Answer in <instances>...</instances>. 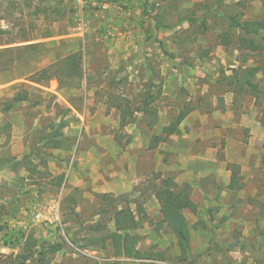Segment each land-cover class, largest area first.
<instances>
[{
    "label": "rangeland",
    "instance_id": "374dc122",
    "mask_svg": "<svg viewBox=\"0 0 264 264\" xmlns=\"http://www.w3.org/2000/svg\"><path fill=\"white\" fill-rule=\"evenodd\" d=\"M240 14L264 35V0H0V66L12 64L0 72V252L33 236L60 249L51 264H264V51L238 49L228 18ZM76 52L81 78L27 81ZM249 68L259 95L228 79ZM23 90L29 100L3 113ZM228 158L241 161L234 187ZM159 177L197 206L184 211L185 261L153 194ZM126 207L147 259L116 257L110 241L84 247Z\"/></svg>",
    "mask_w": 264,
    "mask_h": 264
},
{
    "label": "trees",
    "instance_id": "16d2710c",
    "mask_svg": "<svg viewBox=\"0 0 264 264\" xmlns=\"http://www.w3.org/2000/svg\"><path fill=\"white\" fill-rule=\"evenodd\" d=\"M47 10H49V12L51 11V13L56 12V9L51 8V5L48 6ZM47 10L37 8L35 13H47ZM241 17L242 15L240 14L228 18L230 28L235 29L240 34L238 49L240 51H249L251 54L258 53L262 50L264 51V35L261 34L263 23L259 20L252 19L242 20ZM0 19L4 20V18ZM7 33V31L0 29V36ZM48 35L46 37H49ZM227 38L229 39L228 35L225 39L227 40ZM257 39H260V41ZM12 41L14 40H10L9 42ZM37 46H39V44H32L25 47L35 48ZM11 67L12 64H2L0 66V72H5L11 69ZM257 71L258 68H249L242 73L243 76L240 78L238 74L239 70L232 69V72L235 75L228 76V79L231 84L237 85L235 86V92L240 93L241 91H244L245 88H249L253 95L261 94L257 84L252 82V78L256 75ZM82 73V56L80 52H76L61 60H57L54 63L42 67L34 72L27 79V81L42 86L51 80H57L59 83H65L72 78H81ZM18 87H22V85L18 84ZM28 100V91H18L11 98V100L4 103L2 112H10L15 106ZM190 111L191 109L189 107H185L180 111L176 122L165 128V137L178 131V125L182 123ZM260 122L264 126V114L262 115ZM54 132L55 135L50 137L47 146L49 148L57 149L60 147L63 140L62 132L60 127H57ZM227 170L231 173V187L238 185L240 182L239 180L241 179L240 166L229 163L227 164ZM62 180L63 176H60L58 185L62 183ZM158 180L159 183L154 186L153 194L159 204V211L163 217V223L166 224L167 228L177 240V244L181 252L180 260L185 261L191 251V236L184 211L189 210L195 212L197 206L190 198L188 190L186 188L179 189L176 182L172 178L159 177ZM103 197L108 204L111 203L108 199V195L104 194ZM1 216L2 208H0V218ZM112 220L113 230H105V226H102L99 223L93 226L91 230L96 236L92 235V238L87 241L84 247L87 248L97 245L103 247L108 241H110L116 257L147 259L148 256L137 250L136 246L138 245L140 238L137 235L132 234V232L136 231L140 225L139 220L136 218L133 211L129 207L117 209L115 210ZM59 250L60 249L56 245L46 246L45 244H39L33 236H28L24 242L21 252L17 254H3L0 252V264H51L48 259V255H53Z\"/></svg>",
    "mask_w": 264,
    "mask_h": 264
},
{
    "label": "crops",
    "instance_id": "0c3cea01",
    "mask_svg": "<svg viewBox=\"0 0 264 264\" xmlns=\"http://www.w3.org/2000/svg\"><path fill=\"white\" fill-rule=\"evenodd\" d=\"M0 20H2V19H0ZM228 148V147H227ZM227 148L225 149V151L227 152ZM213 150H210V149H208V153L206 154V155H208L209 154V152L211 153ZM201 154V153H200ZM199 156V155H198ZM202 156H205V155H203L202 154ZM227 162H229V163H238L237 165H239V163H241V161H237V160H232L231 158H228L227 159ZM228 163V164H229Z\"/></svg>",
    "mask_w": 264,
    "mask_h": 264
},
{
    "label": "built area",
    "instance_id": "2783aa9c",
    "mask_svg": "<svg viewBox=\"0 0 264 264\" xmlns=\"http://www.w3.org/2000/svg\"><path fill=\"white\" fill-rule=\"evenodd\" d=\"M38 218L40 217V215L37 216Z\"/></svg>",
    "mask_w": 264,
    "mask_h": 264
}]
</instances>
